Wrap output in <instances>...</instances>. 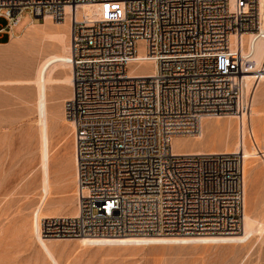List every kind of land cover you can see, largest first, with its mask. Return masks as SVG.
I'll return each mask as SVG.
<instances>
[{
  "label": "built area",
  "instance_id": "built-area-1",
  "mask_svg": "<svg viewBox=\"0 0 264 264\" xmlns=\"http://www.w3.org/2000/svg\"><path fill=\"white\" fill-rule=\"evenodd\" d=\"M91 4L98 14L78 19ZM25 11L71 24L78 213L41 219L42 238L240 233L242 155L177 153L173 139L248 112L242 36L260 29L257 0H0V36ZM141 61L154 73L131 74Z\"/></svg>",
  "mask_w": 264,
  "mask_h": 264
},
{
  "label": "rangeland",
  "instance_id": "rangeland-1",
  "mask_svg": "<svg viewBox=\"0 0 264 264\" xmlns=\"http://www.w3.org/2000/svg\"><path fill=\"white\" fill-rule=\"evenodd\" d=\"M97 14L98 6L91 4L87 17ZM52 22L32 20L25 11L21 22L14 27L15 34L8 42L0 43V264H53L31 232L33 213L43 195L42 148L36 108L39 92L35 79L42 60L59 51V44L45 34L48 29L62 28ZM30 23L37 31L24 39H16ZM5 24V19L0 18V26ZM148 69L146 66L141 71ZM66 74V70H60L55 77ZM71 90L72 87L56 81L47 91L50 200L62 202L65 212L75 208L77 194L73 128L64 110ZM262 92L264 83L259 85L256 94ZM207 119L209 122H205L204 127L211 128L205 138L199 141L193 136H183L177 141L178 151L233 148L238 139L236 118L208 116ZM217 120L226 123L228 130L224 127L214 131ZM260 141L257 140L258 148L264 151V142ZM245 177L247 210L264 226V158L259 154L246 160ZM260 229L258 227L248 244L84 247L77 243L78 238H71L58 242L54 253L60 264H264V227Z\"/></svg>",
  "mask_w": 264,
  "mask_h": 264
},
{
  "label": "bare ground",
  "instance_id": "bare-ground-1",
  "mask_svg": "<svg viewBox=\"0 0 264 264\" xmlns=\"http://www.w3.org/2000/svg\"><path fill=\"white\" fill-rule=\"evenodd\" d=\"M259 12H260V29L257 32H249L242 36V44L244 52H250L252 60H254V67L250 73L246 74L244 78V90L246 96L250 98V108L246 114L237 116L234 114L225 115H208L216 116L222 118L223 116H229L231 118H236L237 120V136L238 139L234 143L233 148H225L223 151L211 149L209 151L205 149H191L188 151H178L176 149L177 141L183 139L181 137H176L173 139V149L177 153H190V154H205V153H237L239 152L243 157V171L245 177L246 160L250 157L259 154L264 158V151L258 148L257 140L264 142V92L261 94H256L257 89L261 83H264V0H257ZM90 10V5H82L78 8L76 16L78 19L89 18L87 13ZM68 11V9H67ZM94 18V17H93ZM47 23L52 22L47 17ZM36 21V20H35ZM32 23V22H31ZM27 26L24 33L21 36L16 37V39H24L32 34L36 30L34 24ZM56 26L62 28H51L46 30L45 33L49 40L50 38L59 44V51L49 54L42 60L40 67L37 72L35 83L38 87V99H37V114L39 115V126H40V139H41V159L43 167V195L37 207L34 210L32 217L31 229L36 241L39 245L41 251L45 256L53 261V264H60L57 257L55 256L54 249L60 241H67L68 239H44L40 235L39 227L40 221L43 218H51L58 216H76L78 213L77 206V196L75 208L70 212L61 213L62 202L51 201V177H50V140H49V110H48V98L47 91L50 85L54 82H62L72 87L71 95L73 91L74 76H73V66L70 63V18L69 15L66 16L63 21H53ZM37 31V30H36ZM46 37V36H45ZM43 39V38H42ZM233 41L237 43V38L233 37ZM240 43V39H238ZM148 66V71H141L144 67ZM60 70H66L67 74L61 78H56V72ZM155 71L152 62L141 61L138 65L131 68V74L139 75H150ZM66 73V72H65ZM69 96V98L71 97ZM69 98L67 100H69ZM66 100V101H67ZM65 101V102H66ZM65 110V105H64ZM66 116V113H65ZM208 116H203L200 123V130L197 134L193 135L199 141H202L207 130L211 127H204L205 122H209L206 119ZM60 119V118H59ZM66 120L73 128V140L75 125L74 123L66 117ZM215 127L213 130L224 129L228 130L229 126L217 120L214 122ZM206 125V124H205ZM235 125V124H234ZM235 128V126H234ZM232 128V129H234ZM220 130V131H221ZM190 137V136H189ZM249 138L252 140L251 146L248 145ZM260 141V142H261ZM212 143V142H211ZM202 144V143H201ZM213 144V143H212ZM197 145V144H196ZM264 146V144H263ZM75 147V144H74ZM264 148V147H263ZM74 163H75V181H76V191H77V161L75 157L74 149ZM246 182V181H245ZM244 182V183H245ZM245 185V206L243 226L244 229L238 234L231 235H180V236H120V237H80L77 243L81 246L88 247H117V246H146V245H178L186 246L192 244L200 245H220V244H246L251 237L258 231V227L262 229L263 225L250 215L247 210L248 205V191ZM77 195V194H76ZM260 229V230H261ZM248 244V243H247Z\"/></svg>",
  "mask_w": 264,
  "mask_h": 264
},
{
  "label": "crops",
  "instance_id": "crops-1",
  "mask_svg": "<svg viewBox=\"0 0 264 264\" xmlns=\"http://www.w3.org/2000/svg\"><path fill=\"white\" fill-rule=\"evenodd\" d=\"M15 34V32L13 31L12 32V34H11V36H9L8 34H2L0 37V43H6V42H8L10 39H11V37L13 36ZM2 39H4V41H1ZM207 119V118H206ZM68 179H70V174L68 175ZM69 204H71V201L69 202ZM61 207H62V205H61ZM65 211H64V209H63V207L61 208V213H64Z\"/></svg>",
  "mask_w": 264,
  "mask_h": 264
}]
</instances>
